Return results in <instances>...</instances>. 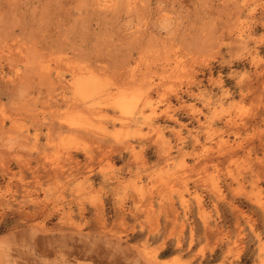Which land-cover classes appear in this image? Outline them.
Segmentation results:
<instances>
[{"label":"rangeland","instance_id":"rangeland-1","mask_svg":"<svg viewBox=\"0 0 264 264\" xmlns=\"http://www.w3.org/2000/svg\"><path fill=\"white\" fill-rule=\"evenodd\" d=\"M0 264H264V0H0Z\"/></svg>","mask_w":264,"mask_h":264},{"label":"bare ground","instance_id":"bare-ground-1","mask_svg":"<svg viewBox=\"0 0 264 264\" xmlns=\"http://www.w3.org/2000/svg\"><path fill=\"white\" fill-rule=\"evenodd\" d=\"M108 5V4H107ZM153 87V86H152ZM119 94V93H118ZM121 94V93H120ZM125 94V93H124ZM123 94H121L120 96H122ZM131 96V95H130ZM134 100V99H133ZM126 101V100H125ZM127 102V101H126ZM124 103V102H123ZM137 103V102H136ZM131 104V103H130ZM138 107V106H137ZM38 149V148H37ZM108 149H110V148H108ZM127 149V148H126ZM109 151V150H108ZM167 153V152H166ZM85 154V153H84ZM109 154V153H108ZM105 155V154H104ZM61 156H63V155H61ZM65 159V158H64ZM66 159H68L67 158V156H66ZM106 159V158H105ZM19 161V160H18ZM24 162V161H23ZM22 163V162H21ZM28 164V163H27ZM12 172V171H11ZM35 198V197H34ZM154 261V260H153ZM155 263V262H154Z\"/></svg>","mask_w":264,"mask_h":264}]
</instances>
